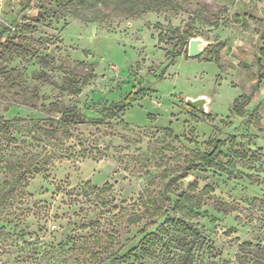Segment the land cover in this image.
<instances>
[{"label": "rangeland", "instance_id": "rangeland-1", "mask_svg": "<svg viewBox=\"0 0 264 264\" xmlns=\"http://www.w3.org/2000/svg\"><path fill=\"white\" fill-rule=\"evenodd\" d=\"M66 1L0 0V264H264V0Z\"/></svg>", "mask_w": 264, "mask_h": 264}, {"label": "trees", "instance_id": "trees-1", "mask_svg": "<svg viewBox=\"0 0 264 264\" xmlns=\"http://www.w3.org/2000/svg\"><path fill=\"white\" fill-rule=\"evenodd\" d=\"M64 7L70 11L74 17H80L84 20H91L99 16L104 18L106 16V14L103 12L104 8H110L112 12H117L116 14L125 13L128 16H135L150 10H159L162 8H168L173 11H178L180 9V6L175 0H67L66 3H64ZM257 62L260 64L259 59H257ZM262 76L263 73L261 71L255 83L256 88L260 87L259 85ZM248 99L249 96L246 95L236 99L233 103V110L239 113L243 106L247 104ZM189 108L194 109L192 107ZM69 115H75V113H73L71 109H63L61 111L60 122L66 121L67 116ZM175 225L181 229L185 236L190 237L196 233V227L183 219H178L175 222ZM144 230L145 229L142 231ZM184 238L185 237H182V241H178L179 243L181 242V248L183 249L190 243V240L186 241L187 238ZM143 239L146 241V243L142 247L147 248V250H150V252H156V249H152L153 244H156L157 242L156 236L150 232L145 234Z\"/></svg>", "mask_w": 264, "mask_h": 264}, {"label": "water", "instance_id": "water-1", "mask_svg": "<svg viewBox=\"0 0 264 264\" xmlns=\"http://www.w3.org/2000/svg\"><path fill=\"white\" fill-rule=\"evenodd\" d=\"M206 46L207 43L203 39L199 37L190 38L187 46V56L188 57L199 56ZM207 101L208 100L204 96H199L197 98H188L185 102L187 106L192 107L200 112L206 113Z\"/></svg>", "mask_w": 264, "mask_h": 264}]
</instances>
